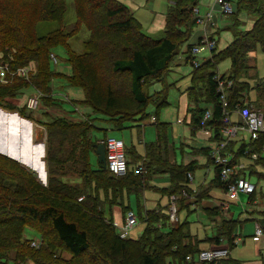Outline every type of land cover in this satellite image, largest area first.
I'll use <instances>...</instances> for the list:
<instances>
[{
	"label": "trees",
	"instance_id": "obj_1",
	"mask_svg": "<svg viewBox=\"0 0 264 264\" xmlns=\"http://www.w3.org/2000/svg\"><path fill=\"white\" fill-rule=\"evenodd\" d=\"M198 1L167 0L164 35L155 39L142 32L132 11L118 0H73L75 22L71 30L64 28L66 0H0V62L6 61L10 70L29 62L36 66L30 81L15 76L6 83L0 82V108L31 118L27 106L17 107L8 102L29 86L41 93L39 100L45 106H60L63 101L56 100L50 93L54 74L63 78L68 86L81 90L82 100L71 99V103L83 104L91 111V115L85 114L73 122L63 116H53L42 123L47 135L46 185L36 179L31 169L0 154V264H206L195 260L200 251L199 242L190 239L187 221L178 220L179 210H188L184 201L192 194L187 175L192 176L198 166L195 162L171 164L159 159L167 124L157 123L154 117L157 145L146 146L150 161L143 162L144 173H137L135 167L129 166L136 164L138 158L131 156L132 151L125 145L128 166L125 175L114 176L106 166L93 165L91 156L97 139L90 137L94 114L102 115L110 128L121 130L130 122L148 117L144 112L151 101L156 109L167 103L164 95H149L145 88L168 70L179 46L190 37L197 24L191 8ZM232 9L228 17L233 21L229 28L233 40L222 50L213 49L211 56L198 66L192 65L187 89V99L192 106L189 110L191 132L201 128L202 115L210 109L211 118L206 126L213 127L219 139L224 123L215 78L216 65L229 59V71L218 75V80L232 82L226 90L227 109L231 112L237 106L250 104L242 102L246 82L240 80L250 69L248 53L257 47L264 53V0H235ZM239 13L254 17L250 29L238 30ZM81 26L88 36L82 41L84 51L77 54L68 48V42ZM58 45L68 52L71 69L68 76L61 72L51 73L49 69V53ZM191 46H186L187 53ZM259 139L249 143L248 154L262 148L264 134ZM201 151L208 164L213 165L214 177L210 183L224 191L219 167L211 152L208 155L207 149ZM259 161L264 165V159ZM57 165L61 166L60 171ZM66 169L76 174L83 186L65 182ZM159 174L167 175L170 180L168 186L159 189L160 193L177 197V222H169V203L164 211L160 207L139 210L133 213L137 222L144 223L142 232L136 239L129 238V234L121 238L119 226L131 209L128 203L125 205V198L131 193L142 194L147 181ZM205 195L199 192L195 197L199 201ZM105 202L121 210L123 218L119 225L112 220L110 208L109 217L105 216L102 206ZM219 211L213 208L210 216ZM240 222L221 218L208 241L214 245L225 243L222 246L229 251L235 246L232 241L237 237L235 230ZM26 229L39 234V246L30 245L33 239L24 233ZM186 238L188 242L184 244ZM62 253L69 258L61 256ZM187 255L190 260H186ZM226 258L221 260L223 264H239Z\"/></svg>",
	"mask_w": 264,
	"mask_h": 264
},
{
	"label": "rangeland",
	"instance_id": "obj_2",
	"mask_svg": "<svg viewBox=\"0 0 264 264\" xmlns=\"http://www.w3.org/2000/svg\"><path fill=\"white\" fill-rule=\"evenodd\" d=\"M122 4L126 5L132 12L136 20L140 23V27L143 33L146 35L159 39L163 37L164 32H163V15L165 13L166 7L168 5L167 0H152L151 2H145L144 0H118ZM207 0H205L206 4ZM66 12L64 15V28L66 30H71L74 22H75V15H74V10H73V0H66ZM238 16H240L239 19V25L237 26L238 30L245 31L250 29L252 26V23L254 19L251 18V16L246 15L244 13H239ZM227 23H218L217 28L219 32V36L216 37L215 40L218 41L216 49L217 51L222 50L227 43L230 42L231 39V34L228 30H225L226 28H230V25H225ZM199 30L198 26L193 27L192 32L194 33L195 31ZM192 34V33H191ZM88 36V33L84 26L80 27V30L76 34V36L72 39L69 40L68 42V48L71 49L73 52L80 54L84 51V47L82 45V41L86 39ZM196 40V36L193 38H188V40L184 43H182L179 48H178V53L175 55V57L178 58V55L181 54L187 45H195L197 43L194 42ZM194 42V43H193ZM53 54L57 56L58 63L56 66L53 64L49 65V69L51 73L54 72H61L62 74L68 76L71 73L70 69V64L68 61V52L67 49L62 46L58 45L52 48L51 50ZM2 57V55H1ZM174 57V59H175ZM207 54H202L201 56H198V59L201 60L202 58H207ZM253 57V62L255 65V69H257L258 74H264V53L260 51V48L257 47L255 50ZM176 58V60H177ZM176 61L173 60L169 67L173 66V63ZM249 63V61H248ZM69 67V69H68ZM217 72L219 75L226 73L229 68H230V62L229 59H224L220 61L217 65ZM170 69V70H169ZM168 71L164 72L160 78L153 79L149 82V84L146 86V92L149 95H156V94H162L166 98V104L161 106L159 109L155 108L154 102H150L146 109L145 112L148 117L142 119L140 121L143 124H148L150 123L149 117L154 116L157 119V123H166L167 128H166V134L168 135V139L172 142V151L176 152V157H177V162L176 164L182 163V158H186L187 155L189 156L193 150V148H201L203 141L201 142L200 139L196 137H192L190 134L188 126L178 124L176 123V118L179 117L181 119L183 117V114L181 113L180 110H177V102L179 101L180 94L184 91L185 87L188 86L190 82V73L193 69V66L187 62V64H180L177 67L169 68ZM256 71V72H257ZM53 87L55 89V93H60L66 92L70 94L71 99L75 101H80L82 100V92L78 88H73L70 87L66 84L63 78L56 77L53 74V78L51 79ZM41 95V93H39ZM37 96V91H35L31 86L24 88L22 90V93H19L16 95L15 98L8 99V102L11 104H14L17 107H23L27 105V108H29L30 105V99H35ZM60 97H55L56 100H60ZM41 107L40 112L38 111L37 114L34 111V116L40 118V115H42L45 110H42L43 107H48L47 105L45 106L42 102L36 107L39 108ZM51 108H56V107H51ZM4 109V108H2ZM61 111V115H66L71 117L72 119L78 120L79 118H83L81 115H91L90 108L79 103H71L69 101H63L60 103V106L57 108ZM5 110V109H4ZM7 110V109H6ZM10 111V110H9ZM51 113H48L49 115L53 116V113H56L55 109H50L49 110ZM11 112H16L15 110ZM156 112V114H154ZM18 113V112H16ZM177 116V117H176ZM36 117V118H37ZM95 119H93V126H94V133L100 134L103 132L96 130V128H108V124L103 121L105 118L102 115L99 114H94ZM138 119V118H137ZM41 120V118H40ZM38 120L36 122L41 123V121ZM44 118L42 117V121ZM47 122V119H45ZM6 123V122H5ZM154 130V127L152 125L149 126ZM41 126L35 124V130L34 132L38 131ZM109 136L110 137H116L120 140L123 141L124 145L126 147L130 146V135L128 130H112L109 131ZM134 135V143L138 142V137L136 134V131L132 132ZM124 135V136H123ZM151 137V135H150ZM1 139V138H0ZM1 141V140H0ZM4 142V141H3ZM181 142H189L187 144H183ZM44 144H40L43 146L44 153L42 155H45V142ZM169 145V144H168ZM203 147V146H202ZM171 151V148L169 146L168 148ZM138 150L140 153H143V147L139 146ZM94 155V154H93ZM44 157H42L44 161ZM264 157V154H263ZM243 161H246L244 157L241 158ZM96 158L92 156V164H96ZM46 165V164H45ZM27 164H25V167ZM61 167L57 165V169ZM28 168V167H27ZM68 169V168H67ZM66 169V174L63 178V180L69 184H75L79 187L83 186L82 181L79 178H76V174H71L69 170ZM212 166H210V170L208 171V179L211 180L210 178L212 177ZM59 170V169H58ZM34 172L35 177L37 180L41 181L39 177H37V172L31 170ZM60 171V170H59ZM62 171H65L62 169ZM206 169L204 168H196L194 171V180L195 183L198 184L202 177L203 174H205ZM163 177V176H161ZM164 180L166 181V178H160V179H149L147 181L148 186H154L155 188H163V182ZM250 182L253 185H256V194H255V199L258 203V207L260 209L263 208L264 210V179L258 178L257 176H251ZM46 183H47V173H46ZM169 185V184H168ZM167 185V186H168ZM166 187V186H164ZM242 195V194H241ZM247 195H242V198L240 199L238 205L232 206L231 211L234 213V220H238L237 218L239 215H242L245 210V207L247 205ZM81 199V197L78 198V200ZM127 203H130L131 211H133L135 214L140 211L145 210H152L157 207V205H161V207L166 204V196L162 195L160 192L156 190H152L151 188H145L142 192V194L136 196L135 194L131 193L128 195V198H125V205ZM108 203H103V209L105 210V216L109 217L108 213V208H110L111 211V217L112 220L113 214L112 210L113 207L115 206H109L107 205ZM162 207V209H163ZM115 213L118 214V216L121 218L122 217V212L121 210H114ZM179 219L180 221H183L184 219L187 221V229L188 231L193 234L194 236H198L199 240H202L199 245L205 244V238L212 237L215 234V231H213L211 224H210V219L209 217L201 210H193V209H185L182 208L179 210ZM115 219H117V216H115ZM114 221V220H113ZM144 228V223L141 221H138L136 226L132 228L128 234L129 238L136 239L140 233L142 232ZM28 238L31 239H39V234L35 232L34 230L26 229L24 232ZM206 235V237H205ZM207 245V244H206ZM247 245V243H246ZM204 248V247H203ZM207 248V247H205ZM263 259H264V251L261 252ZM249 257L252 259L251 254H247ZM61 256L64 258H69V255L66 253H62Z\"/></svg>",
	"mask_w": 264,
	"mask_h": 264
},
{
	"label": "crops",
	"instance_id": "obj_3",
	"mask_svg": "<svg viewBox=\"0 0 264 264\" xmlns=\"http://www.w3.org/2000/svg\"><path fill=\"white\" fill-rule=\"evenodd\" d=\"M143 1V0H141ZM145 2L149 1L151 2L152 0H144ZM230 1L233 5L235 3V0H228ZM205 0H199L198 1V6L200 9V13L202 16H204L205 14H208V18L206 19V22L203 24H196V26L199 27V30L195 31L194 33L192 32V34L190 35V39L196 36V40L194 42H198L199 38L201 36H203L204 34H207L208 36L213 37L214 39H216L217 36H219V32H218V28H217V24L218 23H227L225 25H232L233 21L230 17L223 15L220 12V5L218 2H216L215 0H207L206 4L204 3ZM133 13V12H132ZM165 15V14H164ZM163 15V29H164V24H165V16ZM252 19H254V17L251 16ZM238 21L240 19V16H238ZM225 30H228L231 34V39L230 42L233 40V34L231 32V30L229 28H226ZM216 41V46L218 41ZM193 42V43H194ZM229 42V43H230ZM227 43V44H229ZM226 44V45H227ZM225 45V46H226ZM261 51V50H260ZM182 53L178 55V58L175 57L176 62L173 63L172 67L169 68H173V67H177L180 64H187L188 62V54H187V47L185 46L184 50L181 51ZM255 51L249 52L248 53V65L250 66V69L247 71L246 74H244V77L241 78V81H245V87L243 89V93H242V102L244 103H250L252 104L254 107L258 108L263 117H264V74H258L257 69H255V65L253 62V57L252 55H254ZM202 54L198 55L201 56ZM177 58V60H176ZM198 59V58H197ZM206 59V58H205ZM204 58H202L200 60V63L202 61L205 60ZM254 67V68H253ZM168 68V69H169ZM170 70V69H169ZM168 71V70H167ZM218 71V70H217ZM229 71V70H228ZM227 71V72H228ZM257 71V72H256ZM243 76V75H242ZM190 81H191V73H190ZM189 85L185 87L184 91L180 94L179 97V101L177 102V110H180L181 113L183 114V117L181 119H179V117L176 118V123L178 124H182L185 126H188L190 134L192 135V137H196L198 139L201 140V142L203 141L204 143H202L201 148H193L191 154L186 158H182V163L180 164H187L189 162H195V165L198 166L196 168H204L206 169L205 174H203V177L201 179V181L196 184L195 180H194V172L192 175V180L188 182V187L191 191L192 194H190L189 196H187V198L184 201V204H188L189 208L188 209H193V210H201L203 211L210 219V224L211 227L213 229V231H215L216 226L219 225L221 218H226V219H233L234 218V213L231 211L232 206H236L238 205L240 199L242 198V195H247V194H238L237 197L235 199H230L226 196V194L224 193V191L217 187L214 186L210 183V181L212 180V178L214 177V174H212V177L210 178L211 180L208 179V171L210 170V166L213 165L212 164H208L209 162H207V157L205 156V153H203L201 150L202 149H207L208 150V155L209 152H211L213 150V148L217 145V143L220 141L219 137H215V133H214V128L213 127H207L204 129H198L196 130L194 133L191 132V127H190V122H191V112H189L191 106V103L188 101L187 99V89L190 86V82L188 83ZM40 100L35 101V99H30V105L29 108H27L30 112H31V118H27V117H23L21 115H19V113H16L17 117H21L23 124H27V127L29 129V126L31 128V135L32 138L34 136V139L32 140L33 142H46V130L45 133H42V128H44V125L42 124L45 119H47V121L53 117V116H62L61 115V111L59 109H57L59 106H51V107H56V108H51V107H43L42 110H45V113L47 115H40V118H37L34 116V111L37 114V112L41 110V107L36 108L39 104H40ZM25 105V104H24ZM27 106V105H26ZM240 106L235 107V109H233L230 113H229V118L231 121V124H240V117H239V113H238V109ZM33 108V110H32ZM40 109V110H39ZM50 109H55L56 113H53V116L49 115L48 113H51L49 110ZM6 110V109H5ZM7 113H13L11 111L6 110ZM83 116V115H81ZM7 117V116H6ZM42 117L44 118V120L42 121ZM64 118H66L69 121H77L76 119H72L69 116L63 115ZM10 121H13L14 118L9 117ZM81 118H79L78 120H80ZM40 120L41 123L36 122ZM149 122L148 124H143L140 121H135V122H130L127 125L126 128L121 129V130H128L129 131V135H130V146L126 147V149H130L133 153H131V156L137 157L138 158V162L142 161V162H149L150 160V156L146 154V146H149L151 144L157 145L156 140H157V130H156V121L154 116H150L149 117ZM16 121H18L16 119ZM35 124L41 126L40 129H38V131L34 132L35 130ZM152 125L154 127V130H152V128H150L149 126ZM45 129V128H44ZM96 130H99L102 133L100 134H96L94 133V130H91V138H95L97 139L96 141L98 142L101 138H104V134L105 136H109V131L112 130H119V129H113L112 127L110 128L108 126V128H96ZM105 130V131H104ZM133 131H136L137 137H138V142L134 143V135H133ZM151 135V137H150ZM14 138L16 139V137H18V134H13ZM124 136V135H123ZM164 137H165V142L162 141L161 143V149L159 152L160 155V160H165L168 161L171 164H176V152L172 151V142L168 139V135L166 134V130L164 131ZM260 137V136H259ZM116 138V137H115ZM163 140V139H162ZM260 139H251L249 137V135L247 134V132L245 131H241L240 133H238L235 136H232L228 139L227 142H229L227 149L225 148L226 152L230 155V160L232 161L233 165H242L243 167L241 169H236V175L240 176L243 175L245 176L249 181L251 179V176H257L258 178L264 179V177H262L261 175H264V165L261 163V161H259L260 159L263 160V154H264V145L262 146V148L258 151L256 150L255 152L253 151L252 153L248 154V151L250 150L249 148V143L250 142H258ZM183 144H187L189 142H181ZM169 144V145H168ZM142 146L143 147V153H140V151L138 150V147ZM170 146L171 151L168 149ZM203 146V147H202ZM242 147V151H238V149ZM237 154V155H236ZM253 155H255L256 157H253ZM94 158H96L95 155ZM91 156V159H92ZM244 157L246 161H243L241 158ZM129 158V155H128ZM136 164H129V166H133L135 167ZM213 172V169H212ZM238 173V174H237ZM163 176V177H161ZM152 179L156 180V179H160V178H166V181L164 180L163 182V187L167 186L168 184H170V180L168 178L167 175L164 174H159V175H154L151 177ZM255 186V191L253 194L251 195H247V205L245 207V210L243 211L244 213L242 215H239V217L237 218L239 221H241L238 225V227H236V233L237 236L240 237L241 239V243L233 246L231 249H229L228 251V255L226 256L229 259L232 260H236L239 262V264H264V259L262 256V251H264V210L263 208L260 209L258 207V203L255 199V194H256V185ZM147 187L151 188L152 190H156L158 192L160 188H155L154 186L149 187L148 183H147ZM145 187V188H147ZM201 193L204 192V194H206L203 198H201L199 201L197 200V198L195 197L196 193ZM162 194V193H161ZM164 195V194H162ZM166 196V204L164 205L163 209L161 207V205H157V207H160L163 211L165 206L168 205L169 203V197L167 195ZM251 196V198H250ZM227 201L229 203L228 206V216L224 217L223 214L219 211V213L217 215H211V212L213 210V208H217V210L219 209V204H221L222 202ZM252 201V202H251ZM128 205L130 206V203H128ZM131 208V207H130ZM155 209V208H154ZM114 210H119V207H113L112 210V216H113V220L114 222L119 225L120 224V220L122 221L123 218V214L122 217L120 218L118 216L117 213L114 212ZM145 210V209H144ZM167 211V209L165 210ZM115 216H117V219H115ZM178 220L179 219V213H178ZM234 220V219H233ZM256 226H259L262 228V235L257 238L254 239V231ZM190 234V239L192 240V242H194V240L196 242H201L202 240H199L198 236H194L193 234ZM206 237V235H205ZM205 244H201L199 245L198 243V249H207V248H211V247H216V246H224L225 243L222 244H218V245H214L211 244L208 241V238H205ZM188 242V239L186 238L185 240H183V243L186 244ZM225 242V241H223ZM247 243V245H246ZM207 244V245H206ZM204 247V248H203ZM207 247V248H205ZM247 254H251L252 259L249 257V255ZM226 258V259H227ZM225 260V259H224ZM218 264H223L222 261H220Z\"/></svg>",
	"mask_w": 264,
	"mask_h": 264
},
{
	"label": "built area",
	"instance_id": "obj_4",
	"mask_svg": "<svg viewBox=\"0 0 264 264\" xmlns=\"http://www.w3.org/2000/svg\"><path fill=\"white\" fill-rule=\"evenodd\" d=\"M220 5V12L228 16L233 13L232 3L228 0H215ZM192 16L195 19L197 24H203L206 22L208 18V14L204 16L201 15L200 9L198 5H194L191 8ZM216 48V41L213 37L204 34L198 40V42L191 46L188 51V60L191 65L198 66L200 60L197 59L200 54H207V58L211 56L212 50ZM1 58V55H0ZM49 61L50 64L54 66L57 65L58 60L57 56L52 52L49 53ZM36 72V66L34 62H29L21 67H18L14 70H10L8 63L6 61L0 62V82L6 83L9 78L19 77L26 81H30L32 76ZM216 72L217 79V90L219 93V101L222 106V121L224 126L221 128V138L217 145L211 151V157L215 163L219 167V179L224 184L225 190L224 193L230 199H235L238 194H247L251 195L255 191V186L243 175L236 176V169H241L242 165H233L230 162V155L226 152V144L230 137L237 135L241 131L247 132L251 139H258L260 135L264 134V117L261 111L254 107L252 104L240 106L238 109L240 124H231L229 118V111L227 109V100H226V90L229 86H231L232 82L228 81H220L218 80V72ZM53 97H60L59 99L62 101L71 102L70 94L66 92L55 93V89L53 87L51 81V92ZM41 95L37 92V96L35 97V101L39 100ZM4 110V109H3ZM6 111V110H5ZM83 117V116H82ZM211 118V111L207 109L200 121L201 128H207L206 121ZM98 142H100L104 146L105 151V166L107 167L110 174L114 176H123L126 174L128 170L126 156L124 152V143L122 140L110 136H105L101 138ZM253 157H256L253 155ZM135 172L144 173L145 169L143 167V162L140 161L135 165ZM188 179L191 181L192 176L190 174L187 175ZM176 199L177 197L171 195L169 197V207H168V216L169 222L171 224H175L177 222L176 218ZM228 206L229 203L227 201L219 204V210L223 214L224 217L228 215ZM137 224V220L133 211L128 210L123 219V223L119 226L121 238H125L128 232ZM262 235V228L256 226L254 231V239L259 238ZM235 245L241 243L240 237H236L232 241ZM40 244L39 239H34L30 242L31 246L37 247ZM228 255V249L223 246L219 247H211L207 249H201L195 257V260L198 263H206V264H216L222 259L226 258ZM191 257L189 255L186 256V260H190Z\"/></svg>",
	"mask_w": 264,
	"mask_h": 264
},
{
	"label": "water",
	"instance_id": "obj_5",
	"mask_svg": "<svg viewBox=\"0 0 264 264\" xmlns=\"http://www.w3.org/2000/svg\"><path fill=\"white\" fill-rule=\"evenodd\" d=\"M0 116H3V117L16 116L17 117L16 113L14 112L7 113L2 108H0ZM17 118H19V120H24L21 117H17ZM3 128H4L3 139L5 140V138H7L8 136H11L12 134L8 131L9 129L8 123H4ZM42 133H45L44 128H42ZM26 137H27L26 141H23V142H15V139L13 142L4 141V145L6 149H4L5 152H2L0 150V154H3L9 158H12L22 163L23 166L27 164L26 167L37 172V177H39V179L41 180V181L39 180L38 181L42 183L43 185H46V165H45L46 163L42 159V157L44 156L42 155L44 153V149H43V146L40 145L44 143L32 141L34 139V136L32 138L30 126L26 134ZM93 146H94L93 154L96 156L97 164H99L102 168H105L104 146L100 142H97V141L93 143ZM42 166L44 168L43 170H42ZM39 170H41V172H39Z\"/></svg>",
	"mask_w": 264,
	"mask_h": 264
},
{
	"label": "bare ground",
	"instance_id": "obj_6",
	"mask_svg": "<svg viewBox=\"0 0 264 264\" xmlns=\"http://www.w3.org/2000/svg\"><path fill=\"white\" fill-rule=\"evenodd\" d=\"M10 117H12V118H14V120L13 121H10V118H9V116H5V117H3V116H0V150L2 151V152H5L4 151V149H6L5 148V145H4V142L3 141H5V142H13L14 141V136H13V134H18V137H16V139H15V142H23V141H26V134H27V132H28V127H27V124H23L22 122H24V121H22V120H19V118H17L16 116H10ZM16 119L18 120V121H16ZM8 123L9 124V129H8V131L12 134L11 136H8L7 138H5V140L3 139V131H4V128H3V124L4 123ZM22 164V163H21ZM44 168H43V166H42V170H43ZM39 172H41V170H39Z\"/></svg>",
	"mask_w": 264,
	"mask_h": 264
}]
</instances>
